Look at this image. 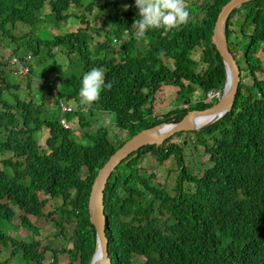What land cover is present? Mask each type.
I'll use <instances>...</instances> for the list:
<instances>
[{
	"label": "trees",
	"instance_id": "trees-1",
	"mask_svg": "<svg viewBox=\"0 0 264 264\" xmlns=\"http://www.w3.org/2000/svg\"><path fill=\"white\" fill-rule=\"evenodd\" d=\"M230 1L199 0L198 5L188 6L193 13L187 24L167 32L149 29L145 38L137 40L132 24L139 18L138 12L133 8L119 10L124 0H0V42L1 38L14 43L29 38L28 51L18 56L21 60L27 59L29 51L35 57L45 47L49 53L59 48L79 56L84 74L93 68L104 69L105 83L111 81L113 87L101 91L89 112L114 114L117 128L130 134L124 141H112L100 129L86 134L89 144L79 142L71 129L43 118L44 97L39 106L12 92L27 85L29 88L21 91L29 89L32 96V81L13 84L8 76L28 78L34 70L27 65V74H20L19 65L13 64L3 72L0 62V156L12 153L11 158L2 160L0 168V247H12L13 257L21 256L27 264H61L62 254L69 256V264H90L97 233L90 220L89 201L102 167L141 131L177 123L189 111L214 105L199 101L191 106L187 102V108L156 116L153 94L168 83L180 94L186 90L184 82H192L206 93L224 91L227 70L212 37L218 16ZM72 9L84 13L75 17ZM90 16L104 21L109 29L106 40L97 43L94 52L90 37L82 29L50 41L30 34H24L23 39L14 36L18 26L51 24L59 30L63 25L72 26L73 21L89 27ZM226 33L242 70L233 110L207 128L174 135L193 139L196 148H203L209 156L210 166L194 176L184 162L182 148L171 143V137L159 148L146 146L126 158L111 175L105 192L111 264H134L136 258L145 259L141 264H264V80L258 77L264 67L257 56L264 44V0L234 10ZM236 33L240 40L233 37ZM140 42L143 47L137 45ZM83 75L63 82L54 96L58 101L77 102L79 123L87 126L81 111L86 107L79 97ZM46 83L45 79L41 93ZM47 129L50 137L42 149L36 133ZM148 156L161 167L174 157L179 180L171 193L155 184V172L143 169L142 162ZM48 198L63 201L56 214L73 226L72 245L52 251L39 241L10 237L12 228H20L14 223L17 219L28 230L39 232L29 217L52 218V213H45ZM52 222L57 228H65L56 217ZM48 253L52 254L51 262H47Z\"/></svg>",
	"mask_w": 264,
	"mask_h": 264
},
{
	"label": "rangeland",
	"instance_id": "rangeland-1",
	"mask_svg": "<svg viewBox=\"0 0 264 264\" xmlns=\"http://www.w3.org/2000/svg\"><path fill=\"white\" fill-rule=\"evenodd\" d=\"M188 2V3H187ZM199 0H185V5L189 11V13H193L191 8H188L189 5L197 4ZM198 5V4H197ZM87 4H84L86 7ZM138 9L135 7V0H124V4L122 7H119V10H123L124 12H128L130 9ZM113 7L111 8L112 13L114 14ZM72 14L75 17L81 16L84 11L79 9H72ZM48 16L53 17L50 10H47ZM95 15H98V11H95ZM94 16V15H93ZM93 16L88 17L89 27L87 25L82 26L79 22L71 21L70 26L63 25V29L56 30L51 24H36L34 28H29L25 26H18V31L14 36L17 38L23 39L24 34L33 35L35 38H41L42 40H53L54 37L58 35L66 36L71 33H76L78 30H84L86 35L90 37V47L94 52L97 48V43L106 40V34L109 32V29L105 28L104 21H96L93 20ZM237 18L235 17L234 20ZM100 27V28H99ZM234 27V26H233ZM97 30V33H96ZM13 36V37H14ZM14 37V38H16ZM235 39L240 40L241 35L236 33L233 35ZM29 38L21 40L19 43L12 42L11 39L1 38L0 42V62H2V70H9L13 67V64L24 65V62L16 60V56L22 55V52H26V42ZM233 42L236 43V40ZM244 42V39H243ZM116 45L115 43H113ZM137 45L144 46V43H138ZM45 47V46H44ZM17 53H14L13 50H17ZM54 48L53 53H49L47 48L42 51L40 55H36L32 57L30 51L28 52L27 59L28 65L34 70V74L31 77L25 78L21 75H9L8 81L13 84H25L27 81H32L34 83L35 91L33 95L30 96V90L21 91L22 88H29L27 85H23L18 91L13 90L12 92H16V94L23 101L35 102L39 106H42L43 102L41 98L46 99V103L43 107V118L52 120V121H66L69 126L72 128L73 133L77 137L79 142L83 144H89L91 142L90 138L86 136V134L97 133L100 129H104L108 133V138L112 141H124L129 138L130 134L128 131L120 130L116 126L115 116L110 113L96 111L93 114L91 112H85L83 110L82 114L85 117V122L87 126H81L78 122L79 116L76 112L80 111L79 104L73 100L64 101L66 106H71L75 109L74 113H66L63 112L58 107V98L54 96V90L58 91V89H62V83L70 80L75 77L77 79L81 78L84 74V67L80 66L81 63L79 56L72 53H67L64 49ZM60 55V58H59ZM257 56L261 58L263 67H264V44L261 45ZM61 59V60H60ZM13 60V61H12ZM24 61V60H23ZM170 64V63H169ZM206 67V65H205ZM105 76V70L102 69ZM258 77L264 80V72H258ZM46 79L47 83L43 84L44 92L41 93V85L43 81ZM186 90L178 93V88L173 84L168 83L162 91L155 92L154 96V113L156 116H160L162 113H167V111H171L173 109H178L180 107L187 108L188 105H184L188 102L189 105L195 106V102L206 101L215 104L219 100V95L213 96L211 92H205L204 89L195 85L192 82H184ZM33 89V88H30ZM146 93H150V91H146ZM14 94V96H16ZM40 95V96H39ZM14 96H11L8 100H12ZM38 96V97H37ZM186 102V103H185ZM85 110H89L85 108ZM155 116V117H156ZM50 137L49 130L47 129L39 131L36 133V137L40 141L42 145V149L46 148V140ZM191 140V141H189ZM186 141V145L184 144ZM171 143L178 144L183 150V158L184 162L189 171L192 172L194 176L200 175L203 170L210 166L209 156L205 153L203 148H196L193 139H189L187 135H182L180 137H171ZM155 156L152 152L150 155ZM152 156V157H153ZM11 153H5L3 156H0V168H2V160L11 158ZM150 156L146 157L142 162V167L145 170H149L150 172L156 175L155 184L160 185L163 188L167 189L168 192H172L173 187L177 184L179 180V167L174 162V157H170L165 160V163L161 166L158 165L156 159ZM156 160V162H155ZM201 172V173H200ZM186 189L188 188L187 185ZM50 199V198H48ZM63 205V201H55L49 200L47 207L45 209V213L47 215L53 214L52 218L56 217L61 224H64V229L57 228L55 223L52 222V218H43L42 220H38L35 216H30V220L32 223L39 229V232H32L28 230L22 224L21 219H17L14 221L18 227L17 229H11L9 231L10 237H17L18 239H22L26 242H35L39 241L42 243L44 247L50 246L51 250H61V248H65L66 246L70 247L72 245V236H73V226L64 223L62 216H58L56 214V209ZM19 211L18 208H14ZM65 234V236H63ZM11 243V242H10ZM61 264H69L70 258L68 255L62 254L59 255ZM144 258H136L134 264H141ZM52 261V254H47V262ZM10 263V264H27L22 261L21 256L13 257L12 247H0V264Z\"/></svg>",
	"mask_w": 264,
	"mask_h": 264
},
{
	"label": "water",
	"instance_id": "water-1",
	"mask_svg": "<svg viewBox=\"0 0 264 264\" xmlns=\"http://www.w3.org/2000/svg\"><path fill=\"white\" fill-rule=\"evenodd\" d=\"M260 0H231L220 12L212 37L227 70L225 90L216 104L206 110L189 111L177 123H164L145 129L128 140L108 160L99 172L89 201L90 220L96 229L97 243L91 264H111L109 255V239L107 236L108 219L105 213V192L108 181L115 170L132 153L146 146L164 144L165 140L181 132H194L209 127L233 110L241 83V68L235 55L232 54L227 38V22L234 10Z\"/></svg>",
	"mask_w": 264,
	"mask_h": 264
},
{
	"label": "clouds",
	"instance_id": "clouds-1",
	"mask_svg": "<svg viewBox=\"0 0 264 264\" xmlns=\"http://www.w3.org/2000/svg\"><path fill=\"white\" fill-rule=\"evenodd\" d=\"M135 7L138 9L139 18L134 20L132 27L136 29L135 37L137 40L145 38V35L149 29H164L166 32L171 31L173 29H178L182 25L187 24L190 18V13L185 5V0H135ZM113 43L116 44L117 40L115 39ZM159 55L163 56L164 55L163 51H161ZM13 60H16L14 62H18V61L24 62L23 66L27 67L28 69L27 65L29 59L23 61L19 59L18 56H16V59ZM18 70L20 74H24V75H26L28 72L25 70L21 71L22 69H20V66H18ZM112 87H113V82L109 81L107 84L105 83V76L102 69L100 68L91 69L89 72L85 73L82 78L81 87L79 90V97L81 98V104L84 105L86 108H90L96 101H98L102 90L104 89L111 90ZM54 94L58 95V92L54 90ZM211 94L213 96H216L218 94L220 99L223 92L211 91ZM61 102L64 103L65 106L66 104L63 100H60L57 103L58 107L63 112L66 113L76 112L75 109L72 108L71 106H66L68 108H71L72 109L71 111L63 110L60 106ZM81 110L85 112H89V110H85V108H81ZM58 122H60V124L64 126L66 129L72 130V128L69 126V124L66 121L62 120Z\"/></svg>",
	"mask_w": 264,
	"mask_h": 264
},
{
	"label": "built area",
	"instance_id": "built-area-1",
	"mask_svg": "<svg viewBox=\"0 0 264 264\" xmlns=\"http://www.w3.org/2000/svg\"><path fill=\"white\" fill-rule=\"evenodd\" d=\"M20 69H22L21 71H28L27 67H24L23 65H20ZM60 106L63 110H67V111H71L72 109L71 108H68L64 105V103H60Z\"/></svg>",
	"mask_w": 264,
	"mask_h": 264
}]
</instances>
